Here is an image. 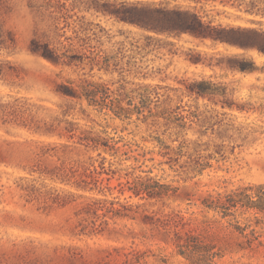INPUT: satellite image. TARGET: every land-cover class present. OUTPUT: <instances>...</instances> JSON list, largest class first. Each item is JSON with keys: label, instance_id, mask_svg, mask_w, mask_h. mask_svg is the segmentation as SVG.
<instances>
[{"label": "rangeland", "instance_id": "obj_1", "mask_svg": "<svg viewBox=\"0 0 264 264\" xmlns=\"http://www.w3.org/2000/svg\"><path fill=\"white\" fill-rule=\"evenodd\" d=\"M85 81L148 87L185 126L128 124L62 90ZM106 127L154 152L137 164L79 142ZM143 161L177 197L127 190ZM0 264H264V0H0Z\"/></svg>", "mask_w": 264, "mask_h": 264}, {"label": "trees", "instance_id": "obj_2", "mask_svg": "<svg viewBox=\"0 0 264 264\" xmlns=\"http://www.w3.org/2000/svg\"><path fill=\"white\" fill-rule=\"evenodd\" d=\"M135 11L145 12L146 8H133ZM133 10H126L122 15L120 14V20L127 22H134L137 24H147L145 23L143 18L135 15ZM148 11V10H147ZM172 17L168 19L171 25L181 26L185 32H191L198 37L202 38H216L214 35L217 31V28H214L210 25L204 24L197 16H192L182 12H172L165 13L163 11L156 10L153 12V17L155 19H162L161 17ZM187 17H191V21L187 19ZM149 22V21H148ZM152 24V23H151ZM156 25H148V28L155 30H163L158 28L165 27H155ZM113 57L104 56L102 61L96 63L103 68H109L111 65V60ZM94 62V61H93ZM206 82H201L199 85H202L200 89L196 92L199 95H205L209 93H214L203 87ZM62 90L65 94L77 98L80 102H85L89 108H92L99 114H104L106 116H111L112 119L119 118L122 121H127L130 123H138L146 122L150 118L154 117H163L168 120H172L174 122H178L181 126H185L182 123L186 117L176 111H170L169 109H165L163 111L156 110L155 101L152 98L150 89L148 87H139V88H131L127 89L124 84H121L117 89V93L113 91L109 86L94 82V81H85L81 85V88H76L72 82H68L64 84ZM137 116L136 120H133L134 116ZM109 127V125H107ZM104 129L105 137H101L99 135H83L80 137L79 142L82 144L92 147L100 154L109 153L112 156L117 157L120 154L122 161H130L134 160L137 164L142 161L146 157L148 153H153L152 151L143 150L142 147H139L138 144H134L130 141H126L124 136L115 137L111 136L108 131ZM128 130L124 128L123 131ZM160 141V139H158ZM164 145L163 143H160ZM136 145L137 148H133ZM123 147V149H122ZM167 150V151H164ZM171 147H159V154L162 155H170ZM142 151V152H141ZM164 151V152H163ZM182 147H178L176 153L181 156L182 155ZM151 161L154 158L150 159ZM163 162H160L159 165H162ZM198 164H200L198 162ZM145 161H143L138 166H132L133 171H139L141 173L147 174V177H138L134 179L132 182H129L127 190L134 194L135 196H148L150 198H175L177 197L180 187L174 186L170 183L162 182V178L152 177L151 175L154 173L156 167L147 166V169L144 168ZM208 166V165H207ZM206 165L201 164L200 166H196L198 174H202L203 171L207 168ZM171 169H174L171 166ZM161 170L164 171L163 168ZM176 171V170H175ZM110 180V179H109Z\"/></svg>", "mask_w": 264, "mask_h": 264}]
</instances>
